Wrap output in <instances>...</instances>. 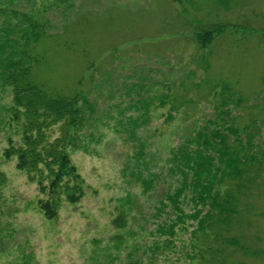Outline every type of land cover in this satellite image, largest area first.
<instances>
[{
  "label": "rangeland",
  "instance_id": "1",
  "mask_svg": "<svg viewBox=\"0 0 264 264\" xmlns=\"http://www.w3.org/2000/svg\"><path fill=\"white\" fill-rule=\"evenodd\" d=\"M52 1L11 6L34 8L47 22L48 36L32 51L39 56L32 65L37 83L53 95L84 92L96 102L83 147L70 150L89 187L56 219L39 211L36 182L17 168L16 156L4 154L9 137L21 139V128L10 119L12 88L0 80V264H264V177L249 198L250 214L227 233L242 237L246 252L201 233L193 237L194 220L186 229L178 225L167 246L169 235L157 227L176 213L168 207L156 215L155 209L174 180L167 172L171 149L215 115L216 98L208 92H220L216 84L231 82L245 96L234 115L242 125L256 118V140L264 142V0L233 1L230 10L217 9L214 0H70L68 10ZM9 21L0 17V28ZM198 22L231 25L209 47L208 72L196 60L208 50L194 39ZM139 98L149 108L131 105ZM138 171L162 174L146 190ZM121 203L127 224L116 228ZM183 207L193 211L191 204Z\"/></svg>",
  "mask_w": 264,
  "mask_h": 264
},
{
  "label": "trees",
  "instance_id": "2",
  "mask_svg": "<svg viewBox=\"0 0 264 264\" xmlns=\"http://www.w3.org/2000/svg\"><path fill=\"white\" fill-rule=\"evenodd\" d=\"M14 1L2 3L0 0V17L10 18L9 24L0 28V80L12 88L10 119L21 128V139L16 142L9 137L4 154L7 158L16 156L17 168L26 171L36 182L40 194L39 211L47 219H56L65 203L77 204L87 194L89 185L74 164L70 150L83 147L80 144L85 136L83 131L94 125L97 107L84 92L53 95L37 83L32 75V65L39 61V56L33 55L32 51L44 36H48L47 22L34 8L21 12L12 7ZM178 1L184 3V0ZM233 1L238 3L237 0H214V3L217 9L230 10ZM52 2L54 6H63V10L73 6L70 0ZM12 17L17 22H11ZM230 26L228 23L198 22L194 39L200 50H208L196 60L206 72L210 70V45ZM216 87H220V92H208L216 98L214 117L204 124L196 123L170 151L173 166L167 168V172L174 180L167 181V188L155 209L158 215L170 207L176 215L169 217L166 224H159L157 230L169 235L164 242L170 246L174 244L178 225L186 229L187 221L194 220L196 223H191L193 237L201 233L208 239L223 241L246 252L241 242L243 238L227 233L232 231L234 222L250 214L253 204L249 198L264 177V142L256 140V118L242 125L234 115V109L245 103V96L228 81L216 84L214 89ZM160 99L161 105L167 103L164 97ZM136 104L140 108H149L150 103L139 98L131 105ZM168 117L171 119L172 112ZM54 127L58 128L56 136L52 135ZM161 174L144 176L138 171L137 177L144 189L149 190ZM126 199L130 205L131 197ZM187 204L193 205V211H185L183 205ZM120 206L122 210L113 220L116 228L127 224L126 206L122 203ZM116 241L124 243L121 236H117Z\"/></svg>",
  "mask_w": 264,
  "mask_h": 264
}]
</instances>
